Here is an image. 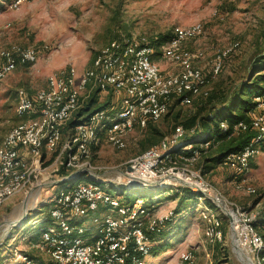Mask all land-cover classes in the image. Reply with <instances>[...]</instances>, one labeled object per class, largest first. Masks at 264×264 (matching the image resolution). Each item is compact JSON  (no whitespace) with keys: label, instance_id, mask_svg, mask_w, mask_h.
I'll list each match as a JSON object with an SVG mask.
<instances>
[{"label":"built area","instance_id":"2783aa9c","mask_svg":"<svg viewBox=\"0 0 264 264\" xmlns=\"http://www.w3.org/2000/svg\"><path fill=\"white\" fill-rule=\"evenodd\" d=\"M31 1L10 0L6 8L16 11ZM200 33L198 25L176 28L169 40L156 45L143 36L113 40L96 53L91 67L79 76L68 66L48 75L44 88L32 96L23 89L17 91L14 114L24 121L13 126L0 143V208L12 196L38 183L37 176L42 171H46L48 178L64 169L69 175L77 174L75 181L87 180L76 186L60 187L48 202L46 218L51 225L41 231V244L36 248L46 249L49 264H143L144 258L151 255L152 238L164 230L174 213L146 207L140 198L123 201L120 195L131 190L134 179L162 181L166 185L160 189L170 192H177L178 188L189 190L201 208L199 217L204 222L206 244H223L219 215L206 204L223 203L222 195L193 167L211 141L200 140L193 148L182 142L186 133L177 126L156 145L129 159L126 167L131 166V172L124 167V171L108 180L103 178L104 173H99L101 168L91 163L96 150L103 145L124 150L126 136L135 128L144 130L149 123L160 121L174 100L187 105L190 98L208 96V80L194 64L202 53L182 47L186 40ZM237 47V43H232L214 56L211 77L220 73L222 61ZM155 54L170 63L174 72L163 73L154 61ZM36 60L32 47L13 45L1 50L0 81L17 65H32ZM94 91L115 98L107 108L66 129ZM253 102L248 125L239 122L233 133L250 128L255 139L240 152L224 156L219 165L238 177L235 189L245 195H254L255 191L245 185L242 176L255 156L264 155V150L257 146L264 140V95L255 97ZM219 127L225 130L226 124L220 123ZM224 205L230 212L234 241L244 258L242 264H264V238L253 226L257 214L233 202ZM100 207L103 212L96 214ZM88 216L91 227L76 223ZM91 231L94 238L89 241ZM13 255L16 260L10 264H34L24 252L14 251ZM177 259L181 264L194 263V255L189 251L178 253Z\"/></svg>","mask_w":264,"mask_h":264},{"label":"rangeland","instance_id":"374dc122","mask_svg":"<svg viewBox=\"0 0 264 264\" xmlns=\"http://www.w3.org/2000/svg\"><path fill=\"white\" fill-rule=\"evenodd\" d=\"M1 6L0 51L13 45L32 47L37 60L32 65H17L0 81V143L13 126L24 121L14 114L19 89L32 96L36 90L44 88L47 76L58 71L59 67L62 70L72 66L75 76H79L91 67L96 53L113 40L143 36L152 41L159 35L172 34L176 28L200 26L201 33L186 40L182 47L192 53H202L194 64L208 80L206 89L209 94H227L233 89L248 75L251 61L264 48V0H32L11 12ZM232 43H237L238 47L222 61L220 73L211 77L210 66L214 56ZM154 61L163 73L174 72V67L160 59L158 54H155ZM114 98L105 94L100 100L111 101ZM204 100L193 97L187 105L174 100L166 117L152 125L163 133V137L170 135L176 125L174 117L178 115L184 119L190 116ZM148 135L147 127L144 130L135 128L126 136L124 150L101 146L92 157V165L101 168L99 173H104L103 178L111 180L118 172L124 171L129 159L142 153L141 144ZM204 156L206 153L201 154V159L193 166L195 169L200 168ZM48 159L50 157L45 160ZM46 176V171H42L37 176L38 183L12 196L0 208V264L13 263L16 260L14 251L25 253L30 244L28 234L33 220L36 222V219L46 216L48 202L60 187L87 182L78 179L61 185L55 183L59 180L56 175ZM231 177L232 172L220 166L205 172V179L222 195L224 204L233 202L257 214L264 205V155L255 156L242 176L245 185L254 189V195L237 191ZM179 189L169 197L166 190L155 187L126 191L120 195L123 201L140 198L149 202L153 198L152 207L176 212L169 223L174 222L175 225L178 222L175 238L169 237L171 241H168L166 249L151 253L144 258L143 264H181L177 255L183 252L179 251V243L184 233H191V242L199 245L198 249H186L194 255L193 264H242L232 248L228 219L209 201L211 206H208L218 213L221 220L224 242L213 247L206 244L204 222L199 217L201 208L195 200L176 199L175 194H181ZM110 191L115 195L114 190ZM17 220L21 221L11 224Z\"/></svg>","mask_w":264,"mask_h":264},{"label":"trees","instance_id":"16d2710c","mask_svg":"<svg viewBox=\"0 0 264 264\" xmlns=\"http://www.w3.org/2000/svg\"><path fill=\"white\" fill-rule=\"evenodd\" d=\"M7 1L9 2L10 0H1L0 8L2 3ZM171 36L172 34L168 32L166 34L159 35L155 40L149 41L153 45L162 44L169 40ZM261 95H264V48H262L261 53L251 61L248 75L233 89L228 91L227 94H219L217 92L209 94L208 92V96L204 98V102L198 106L197 110L193 114L184 119H180L178 115L174 117L176 125L172 128V131L177 126L182 128V130L186 133L182 139L183 143L191 144L193 148H197L196 144H198L200 140L212 142L206 149V156L202 158V165L199 168L202 175L205 176L206 171L219 166L222 159L227 154L240 152L253 142L256 137L254 131L247 128L244 132L234 134L233 127L239 122L248 125V113L255 107L253 99ZM100 97L99 91H94L87 100L86 104L79 109L72 119L69 120L66 125V129L73 127L81 120V118L85 120L91 113L107 108L110 100L107 99L102 101L100 100ZM172 106L168 108V111ZM220 123L226 124L225 130H222L219 127ZM146 127L149 131V135L145 142L141 144V148L143 149L142 152L156 145L163 138V133L154 128L152 124L149 123ZM257 146L264 150V140H261ZM68 175L69 172L64 169H60L56 174L58 179L65 178ZM179 190L181 194H175L176 198L185 196L181 200H186L187 198L195 200L189 190L184 188ZM126 191L132 190H125L124 192ZM166 191L167 193L165 194H167L168 197L171 193H174V191ZM152 203L153 198L149 202H144V206L150 208L152 207ZM206 204L211 206L209 202ZM173 213L175 214L176 212L173 211ZM169 223H167L161 233L152 238L154 241L164 237V231L167 226L170 225ZM253 226L259 231L261 237L264 238V205H262L261 210L257 213ZM167 245L168 244L166 243H162L154 246L152 247L150 253L154 254L160 250L163 251L166 249Z\"/></svg>","mask_w":264,"mask_h":264},{"label":"crops","instance_id":"0c3cea01","mask_svg":"<svg viewBox=\"0 0 264 264\" xmlns=\"http://www.w3.org/2000/svg\"><path fill=\"white\" fill-rule=\"evenodd\" d=\"M8 3H9L8 1L2 3V5L6 9V11H10V10H8L6 8V5ZM59 69H60V67L58 69H56V70H59ZM103 95H105V94L102 93L101 94V97ZM237 178L238 177L234 176V174L232 173L231 181L233 183L238 180ZM184 197L185 196H180V197H178L176 199H179L180 200V199H183ZM191 200H193V199H191ZM174 201H171V203H173ZM157 207L155 206V208H157ZM102 212H103V208L100 207L99 210L96 212V214H101ZM178 215H180V213H178ZM33 219H36V218L34 217ZM33 219H31V220H33ZM179 219L180 218H178V220ZM36 220H37L36 222L33 220L32 226L30 228V232L28 234V238H29L28 242H30V244H29L27 250L25 251V254L29 258H31V260L33 261L34 264H49L50 263V259H49V256H48V253H47L46 249H44L42 251H39L36 248V246L41 244V239H40V233H41V231L44 228L50 226L51 223L49 222V220H47L46 216H44V215L41 216V218L36 219ZM76 223H84L87 227H91L90 216H88L85 219H78V220H76ZM177 223L174 225V222H173V224H170V225L167 226V228L164 231L165 232L164 237H161V239H159V240H156L155 239L156 241H154V239H153V241H152V247L157 246L159 244H162L163 242L164 243L166 242V244H168V241H171V239H169V237L170 238L172 237L174 239L175 238V233H177V229H178L176 227ZM256 231L259 233V231L257 229H256ZM192 237L193 236H192L191 233L188 234V235H186L184 233V236H183V238L181 239V241L179 243V246L181 247L179 251H189V250H186L187 247H188V249H192V248L198 249V246L199 245H197V242H195L194 244H193V242H191L193 240ZM93 238H94V234L91 231L89 233L88 239L90 241V240H93ZM210 246L213 247V245H210ZM189 252H191V251H189Z\"/></svg>","mask_w":264,"mask_h":264},{"label":"water","instance_id":"95a60500","mask_svg":"<svg viewBox=\"0 0 264 264\" xmlns=\"http://www.w3.org/2000/svg\"><path fill=\"white\" fill-rule=\"evenodd\" d=\"M126 171L127 172H131L132 171V167L131 166H127L126 167ZM76 177H77V174L76 173L75 174L72 173V174L68 175L65 178L56 180L55 183H58V184H61V185L68 184L70 182H74L75 179H76ZM165 185L166 184H164L162 181L146 182V181H141V180L134 179L132 181L131 185L129 186V189H131V190L143 189L144 187H148V188H154V187L155 188H161V187H163ZM214 205L229 220V227L228 228H229V234H230V240H231L232 248H233L235 254L237 255V257L239 258L240 262H242L244 260V258L242 256L241 251L238 249V247L236 246V243L234 241L233 223H232V219H231V216H230V212L226 209L225 205L222 202L219 205L214 202ZM19 221H21V220H17L15 222H12L11 224H16ZM245 260H247V259H245Z\"/></svg>","mask_w":264,"mask_h":264},{"label":"bare ground","instance_id":"6f19581e","mask_svg":"<svg viewBox=\"0 0 264 264\" xmlns=\"http://www.w3.org/2000/svg\"><path fill=\"white\" fill-rule=\"evenodd\" d=\"M216 203H218V204H220V202H218V201H215ZM11 221V220H10ZM7 230V229H6Z\"/></svg>","mask_w":264,"mask_h":264}]
</instances>
